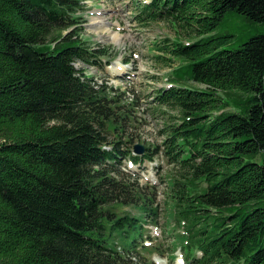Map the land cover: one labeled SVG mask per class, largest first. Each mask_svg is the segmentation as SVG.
Here are the masks:
<instances>
[{
    "label": "trees",
    "instance_id": "1",
    "mask_svg": "<svg viewBox=\"0 0 264 264\" xmlns=\"http://www.w3.org/2000/svg\"><path fill=\"white\" fill-rule=\"evenodd\" d=\"M82 1L0 0V264H155L142 250L159 249L144 244L159 187L121 165L161 152L165 203L184 230L173 249L192 264H264V33L234 49L231 33L209 35L230 12L264 24V0H133L140 24L166 20L178 33L155 44L156 60L183 62L154 93L165 137L142 155L130 132L138 101L74 65L108 52L70 30Z\"/></svg>",
    "mask_w": 264,
    "mask_h": 264
},
{
    "label": "rangeland",
    "instance_id": "2",
    "mask_svg": "<svg viewBox=\"0 0 264 264\" xmlns=\"http://www.w3.org/2000/svg\"><path fill=\"white\" fill-rule=\"evenodd\" d=\"M132 2V0H83L82 3L85 6L79 11L82 16L80 28L73 27L70 30L75 31L77 29L80 32L79 38H82L84 43L89 44L92 48L105 47L112 55L110 62L104 59L103 64L98 67H93L82 59L77 60L74 65L78 70H82V75L85 76L84 80L91 81L93 78L96 81L97 78L101 79L102 75H108L106 63L112 64L111 68L117 73L125 69V66H122L118 61L130 62L126 65L127 73H123L124 81L128 79L125 82L131 84L138 100H145L147 104L143 116L140 117L138 113H135L136 116L138 115V119L137 121L136 119L131 121L134 130L130 132L137 142L143 141V144H147L150 139L152 141L164 139L165 135L160 133V129L163 128V121L167 115L151 98L154 99L156 90L162 88L164 82L166 83V80H169L171 70L177 66L179 67L183 62L182 60H174L173 67H167L162 66L156 60L155 43L162 40L161 35L167 33L169 34L168 37L176 41L179 38L178 33L169 21L159 20L143 25L142 28L137 27L135 23L130 21L134 10ZM94 17L97 21H94ZM224 33L232 34V38L225 47L234 49L250 37L264 33V24L251 23L243 15L230 12L209 35ZM209 35H206L205 38ZM188 38L190 39V37ZM191 38H196V36ZM180 39L184 42L186 38L182 37ZM139 66H142L143 72L140 71ZM227 109L242 111L243 108L240 103L232 102ZM133 153L143 154L138 150L137 152L134 150ZM127 165L130 167L129 159H123L121 165V169L125 172L122 173L123 175L130 177L132 180L138 178L142 184H156L159 187L157 199L160 208L157 222L146 225L154 240H144L146 246H159V249H155L153 253L142 250V254L151 257L155 264H179L178 258L183 255V252L180 248L173 251L174 246L171 242L181 229L175 228L172 231L174 220L172 221L171 211L168 209L170 207L165 203L164 194L166 183L163 179L169 170V165L162 156H157L155 160H146L139 165H133L131 169H128ZM117 241L118 250H122L120 246L123 247L124 239L118 238ZM159 251H164L165 255H161ZM136 257L140 264H145L143 258H140L139 255H136Z\"/></svg>",
    "mask_w": 264,
    "mask_h": 264
},
{
    "label": "water",
    "instance_id": "3",
    "mask_svg": "<svg viewBox=\"0 0 264 264\" xmlns=\"http://www.w3.org/2000/svg\"><path fill=\"white\" fill-rule=\"evenodd\" d=\"M135 148H136L135 149L136 152H137V150L140 152H144V150H145V146L143 144H138V145H136Z\"/></svg>",
    "mask_w": 264,
    "mask_h": 264
},
{
    "label": "bare ground",
    "instance_id": "4",
    "mask_svg": "<svg viewBox=\"0 0 264 264\" xmlns=\"http://www.w3.org/2000/svg\"><path fill=\"white\" fill-rule=\"evenodd\" d=\"M94 21H97V19H95V17H94ZM93 23V22H92ZM106 25V24H105ZM107 26V25H106ZM98 27V26H97ZM95 28V27H94ZM100 28V27H99ZM103 29H104V31H106L105 30V28L103 27ZM107 30H109V29H107ZM117 34V33H116ZM114 37H115V35H114ZM116 37H118V36H116ZM116 39V38H115Z\"/></svg>",
    "mask_w": 264,
    "mask_h": 264
}]
</instances>
